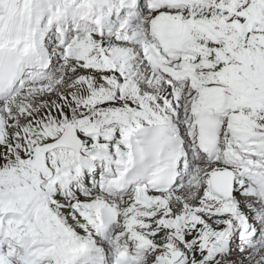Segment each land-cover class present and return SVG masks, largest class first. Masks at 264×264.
Returning <instances> with one entry per match:
<instances>
[{
  "label": "snow or ice",
  "instance_id": "snow-or-ice-1",
  "mask_svg": "<svg viewBox=\"0 0 264 264\" xmlns=\"http://www.w3.org/2000/svg\"><path fill=\"white\" fill-rule=\"evenodd\" d=\"M0 264H264V0H0Z\"/></svg>",
  "mask_w": 264,
  "mask_h": 264
}]
</instances>
